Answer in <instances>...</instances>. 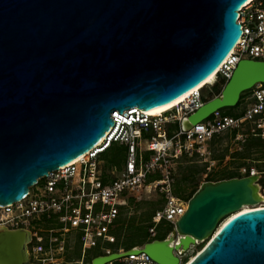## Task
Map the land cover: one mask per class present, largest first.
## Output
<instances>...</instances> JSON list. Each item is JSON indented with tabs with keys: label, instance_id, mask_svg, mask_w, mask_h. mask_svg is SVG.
Returning <instances> with one entry per match:
<instances>
[{
	"label": "water",
	"instance_id": "obj_1",
	"mask_svg": "<svg viewBox=\"0 0 264 264\" xmlns=\"http://www.w3.org/2000/svg\"><path fill=\"white\" fill-rule=\"evenodd\" d=\"M247 1L0 0V205L96 147L116 110L164 107L200 84L238 42ZM257 83H264V60L242 59L221 93L183 127L236 106ZM258 180L202 183L173 231L184 234L182 249L211 239L187 264H264V207L222 224L258 201ZM26 232L0 228L2 264H35ZM144 251L158 264H182L168 238L147 242Z\"/></svg>",
	"mask_w": 264,
	"mask_h": 264
},
{
	"label": "built area",
	"instance_id": "obj_2",
	"mask_svg": "<svg viewBox=\"0 0 264 264\" xmlns=\"http://www.w3.org/2000/svg\"><path fill=\"white\" fill-rule=\"evenodd\" d=\"M238 22L242 34L217 73V78L221 76L227 81L242 59L264 60V0H252L244 6ZM242 95L241 105L233 115L222 108L190 128H184L182 122L212 99H204L202 88L158 115L139 108L122 113L116 110L112 113L114 127L96 147L76 162L40 177L22 199L0 205V228L30 233L27 251L35 264H91L95 257L88 260V254L94 249L101 251V255L129 251L106 264H158L144 251V246L158 239L162 221L175 229L187 210L188 200L167 196L165 207L157 211L148 229L149 241L130 249H115L122 206L130 196L147 191L149 184L170 182L171 156L203 155L210 142L225 134L246 144L248 155L241 169L246 176L259 175L263 200L253 206L264 207V170H259L264 166V157L255 158L259 150L264 154V83H257ZM169 124H177V129L170 132ZM114 142L127 147V158L122 169L115 167L104 172L99 156ZM144 149L153 153L150 160L144 157ZM211 164L215 165V161ZM158 173L162 176L155 178ZM72 234L81 257L69 261L66 254L72 249Z\"/></svg>",
	"mask_w": 264,
	"mask_h": 264
},
{
	"label": "rangeland",
	"instance_id": "obj_3",
	"mask_svg": "<svg viewBox=\"0 0 264 264\" xmlns=\"http://www.w3.org/2000/svg\"><path fill=\"white\" fill-rule=\"evenodd\" d=\"M219 79L216 75L213 84ZM209 87L210 86H207L203 89V92H206L205 94H208L209 90L207 89H209ZM229 114L233 115L234 112H229ZM168 128L170 132H173L177 129V124H169ZM115 145L118 147L111 155L113 159L118 161L116 164L119 169H122L127 158V148L123 145ZM245 145V143L233 140L231 134H225L210 142L207 151L203 155L197 153H183V155L181 154L178 157L171 156L170 182L159 185L149 184L147 191L137 196H130L122 206L119 231L117 233L118 241L113 247L115 249L118 247L126 249L134 245H143L148 239V235L144 233V231L148 230L153 224V218L157 211L165 207L168 200L167 196H174L177 199L189 201L202 183L206 181H218L222 180L224 177H230L235 174L239 175L236 177L246 176V173H243L241 169V166L246 163V156L248 155ZM143 146L144 148L146 147L145 142ZM110 153L109 151L108 154ZM152 155L153 153L147 152L144 149L145 158L150 160ZM100 157L107 163L110 160L109 157L106 158L105 155ZM263 157L264 154L262 150H259L258 154L255 155V158L262 159ZM213 161H215V165L212 166L211 162ZM259 170H264V166H261ZM161 176L162 175L158 173L154 177L159 178ZM160 231L166 233L168 236L174 231V227L162 221L159 224V232ZM70 240L72 249H69L66 255L69 261H73L79 259L81 254L75 236H71ZM207 244L208 242L206 241L200 242L197 243V245H193L188 252L179 253L182 262L188 259L185 263L187 264L191 258L202 251ZM95 250L96 249L89 251L88 260L95 256L97 253Z\"/></svg>",
	"mask_w": 264,
	"mask_h": 264
},
{
	"label": "bare ground",
	"instance_id": "obj_4",
	"mask_svg": "<svg viewBox=\"0 0 264 264\" xmlns=\"http://www.w3.org/2000/svg\"><path fill=\"white\" fill-rule=\"evenodd\" d=\"M251 1L252 0L247 1L242 7L248 5ZM219 68H220V66H218V68H216V70H214L200 84H198L194 88L190 89L189 91H187L186 93H184L183 95H181L179 98L175 99L174 101L170 102L169 104L165 105L164 107H160V108L153 109V110H149V111L148 110H144V109L143 110L145 112H147V114H150V115H158V114H160L162 112H165V111H168V110L172 109L173 107H175L179 103L185 101L192 93L199 91L201 88L205 87L207 84L213 83L215 81V78H216V75H217V73L219 71ZM137 110H139V109H137ZM116 116H119V114L117 113ZM187 121L188 120H185V124H186ZM80 157L81 156H79L78 158L74 159L72 162H76L77 160L80 159ZM257 198H258V201L256 202L257 204L259 203V201H262L263 200V195L261 193L260 186H258V185H257ZM256 203H254V204H247L246 203L242 207H240L239 209H237V210L229 213L228 215H226V218L224 219V221L222 222V224L225 223L227 220H229L231 217L235 216L236 214H239L241 212H245V211H248V210L255 209L256 207H254L253 205H256ZM186 207L188 209V203H187ZM26 233L27 234H30L28 231ZM174 234H175V236H174ZM183 238H184V234L177 233V231L175 233L171 232L170 235L168 236V241H169L170 244H172V245H176L177 244L179 246V249H180L179 253L180 254L186 253V252H188L191 249V247H189L188 249H182L181 248V246H182V239ZM205 240H206L205 238H203V239L195 238V243L193 245H197V243L204 242ZM210 240L211 239L206 240V242H209ZM179 253H177V255L180 258ZM180 261H181V259H180ZM0 264H2V263L0 262Z\"/></svg>",
	"mask_w": 264,
	"mask_h": 264
},
{
	"label": "trees",
	"instance_id": "obj_5",
	"mask_svg": "<svg viewBox=\"0 0 264 264\" xmlns=\"http://www.w3.org/2000/svg\"><path fill=\"white\" fill-rule=\"evenodd\" d=\"M220 78V79H219ZM218 79L219 80H217L214 84H208V85H206L205 87H207V86H210L209 87V89H207V90H209V92H208V94H205L206 92L204 91L203 92V89L205 88V87H203L202 88V92H203V94H204V99H210V98H213V97H215V96H217V95H219L220 93H221V91H222V89H223V87L225 86V84L227 83V80L225 79V78H222L221 76L219 77ZM213 94V95H212ZM244 95H242V97H243ZM241 105V101L237 104V106H235V107H227V108H224V110H225V113L226 114H229V112H235V110L239 107ZM115 144H118V143H113L111 146H109L105 151H103V152H101L100 153V156H104L105 155V157L106 158H108L109 157V161H108V163L107 162H105L104 161V159L103 158H101L100 156H99V160L102 162V167H103V170H104V172H107V170H114L115 169V167H117V168H119L118 167V165L116 164V162H118V161H116L115 159H113V157H112V155L111 154H113V152L115 151V149L118 147V146H116ZM121 146V145H120ZM127 148V147H126ZM111 152L110 154H108V152ZM126 153V152H125ZM110 155H111V157H110ZM103 159V160H102ZM245 164V163H244ZM124 165V164H123ZM123 167V166H122ZM236 176H239V175H232V176H230V177H224V178H222V179H225V178H232V177H236ZM209 180H213V179H209ZM191 197V196H190ZM189 197V198H190ZM144 233H146L147 235H148V239H147V241H149V232H148V230H145L144 231ZM167 236V234L166 233H164V232H159V234H158V236H157V238L158 239H164L165 237ZM146 241V242H147ZM145 242V243H146ZM134 246H136V245H134ZM134 246H131V247H129V248H126V249H130V248H132V247H134ZM120 247H118L117 249H119ZM95 252H97L96 254H95V256H93V257H96V256H99V255H101L102 254V252L101 251H99V250H95ZM194 257V256H193ZM192 257V258H193ZM191 258V259H192ZM188 261V259H186V260H184L183 262H182V264H185L186 262Z\"/></svg>",
	"mask_w": 264,
	"mask_h": 264
}]
</instances>
